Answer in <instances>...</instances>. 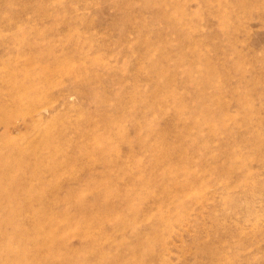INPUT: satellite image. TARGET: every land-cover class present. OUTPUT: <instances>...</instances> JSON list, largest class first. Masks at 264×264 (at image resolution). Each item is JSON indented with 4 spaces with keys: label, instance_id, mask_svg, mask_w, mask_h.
Here are the masks:
<instances>
[{
    "label": "rangeland",
    "instance_id": "obj_1",
    "mask_svg": "<svg viewBox=\"0 0 264 264\" xmlns=\"http://www.w3.org/2000/svg\"><path fill=\"white\" fill-rule=\"evenodd\" d=\"M133 263L264 264V0H0V264Z\"/></svg>",
    "mask_w": 264,
    "mask_h": 264
},
{
    "label": "bare ground",
    "instance_id": "obj_2",
    "mask_svg": "<svg viewBox=\"0 0 264 264\" xmlns=\"http://www.w3.org/2000/svg\"><path fill=\"white\" fill-rule=\"evenodd\" d=\"M197 55V54H196ZM198 57H200V56H198ZM193 77V76H192ZM191 77V79L193 80V78ZM161 233H164V232H161ZM161 235V234H160ZM165 235V234H164ZM164 235H162V236H164ZM146 237V236H145ZM160 237V236H159ZM158 237V238H159ZM142 238V237H141ZM144 238V237H143ZM148 238V237H147ZM147 238H144V239H142V241L143 240H147ZM155 238H157L156 236H155ZM152 239H154V237H152ZM161 239V238H160ZM166 239V238H165ZM140 240V239H139ZM157 241H159L158 239L155 241V242H157ZM148 242H149V240H148ZM139 243H142L141 242V240H140V242ZM144 243H145V241H144ZM150 243V242H149ZM155 244V243H154ZM153 244V245H154ZM157 244V243H156ZM162 244V243H161ZM52 245V244H51ZM55 245V244H54ZM144 245H146V244H144ZM149 245V244H148ZM151 245H152V240H151ZM45 246V245H44ZM49 246V245H48ZM52 248H53V246H51ZM56 247L58 248V245H56ZM149 247H151V246H149ZM154 247V246H153ZM36 248H38L39 249V246L38 247H36ZM48 248H50V247H48ZM55 248V247H54ZM56 248V249H57ZM46 249V248H45ZM51 249V248H50ZM150 249V248H149ZM43 250V249H42ZM58 250V249H57ZM152 250V249H151ZM157 250V249H156ZM156 250H154V251H156ZM159 250V249H158ZM49 251V250H48ZM42 252V251H41ZM51 252V251H50ZM54 253L56 252V251H53ZM159 252V251H158ZM217 252V251H216ZM225 252V251H224ZM44 253V252H43ZM54 253H53V255H54ZM212 253H213V251H212ZM215 253V252H214ZM221 253H223V252H221ZM50 254V253H49ZM45 255H46V253H45ZM44 255V256H45ZM213 255V254H212ZM219 255V254H218ZM224 255V254H223ZM214 256H216V255H214ZM225 256V255H224ZM47 257H49V256H47ZM46 257V258H47ZM51 257V256H50ZM50 257H49V261H50ZM217 257V256H216ZM227 257V256H226ZM46 258H44V259H46ZM210 258V257H209ZM211 258H214L213 256L211 257ZM52 259V258H51ZM47 260H48V258H47ZM218 260V259H217ZM42 261H44V260H42ZM46 262V261H45ZM47 263V262H46ZM166 263V262H165ZM134 264V263H133ZM136 264V263H135ZM142 264V263H141Z\"/></svg>",
    "mask_w": 264,
    "mask_h": 264
}]
</instances>
